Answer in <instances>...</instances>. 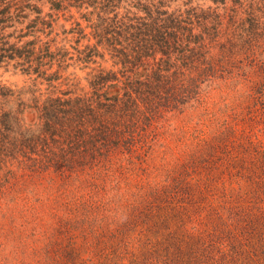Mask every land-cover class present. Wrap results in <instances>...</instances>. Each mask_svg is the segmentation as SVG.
<instances>
[{
	"label": "trees",
	"instance_id": "16d2710c",
	"mask_svg": "<svg viewBox=\"0 0 264 264\" xmlns=\"http://www.w3.org/2000/svg\"><path fill=\"white\" fill-rule=\"evenodd\" d=\"M118 1L16 52L32 84H0V199L73 185L58 264H264V0Z\"/></svg>",
	"mask_w": 264,
	"mask_h": 264
},
{
	"label": "rangeland",
	"instance_id": "374dc122",
	"mask_svg": "<svg viewBox=\"0 0 264 264\" xmlns=\"http://www.w3.org/2000/svg\"><path fill=\"white\" fill-rule=\"evenodd\" d=\"M99 1L0 0V58L3 57V61L0 62V84L13 90L31 85V78L23 74L21 68L17 66L21 60L17 57L16 52H21L19 49H22L25 43L32 41L37 35H40L44 40L66 38L73 44V40L82 35L77 32L62 33V31H68L77 22H80L79 27L84 28L83 33L89 34L90 29L85 27L86 21L81 17L85 9H79L78 6L81 4H102ZM157 1L159 0L152 2L156 4ZM162 1H165V4H172L171 6L184 4V0ZM140 2L146 3L145 0H140ZM113 4H137V2L119 0ZM190 4H211V2L192 0ZM58 5L60 9H57ZM86 10H91V8ZM121 12L122 9L119 13ZM39 29H43V31L37 32ZM82 44L84 41L80 46ZM69 45L70 43H67V46ZM9 54L15 55V58L8 60L6 56ZM76 71L79 75L82 74L81 71ZM222 91V89H212L209 98L210 107H212V103L220 101L219 97L223 94ZM185 115L188 116L189 113L173 118V125L183 129L188 125H193V121L187 122L184 118ZM92 175L84 174L81 178L94 182ZM54 180L56 181L52 172L44 177L19 178L14 190L9 187V193L0 199V259H2L0 264H58L61 253L58 249L65 247L67 237L63 228L59 226L58 218L54 216L56 213L53 202L58 196L65 197L69 202L75 190H72L73 185L70 184V187H63L68 191L62 192V187ZM100 181L97 179L94 183L98 184ZM79 185L81 186V184ZM80 194H82L81 191ZM62 211L65 215L66 211L63 209ZM58 214L60 213L58 212Z\"/></svg>",
	"mask_w": 264,
	"mask_h": 264
}]
</instances>
